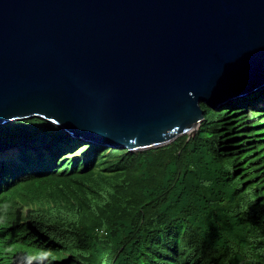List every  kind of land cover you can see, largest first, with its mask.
<instances>
[{
  "label": "trees",
  "instance_id": "16d2710c",
  "mask_svg": "<svg viewBox=\"0 0 264 264\" xmlns=\"http://www.w3.org/2000/svg\"><path fill=\"white\" fill-rule=\"evenodd\" d=\"M263 98L137 152L0 126V264H264Z\"/></svg>",
  "mask_w": 264,
  "mask_h": 264
},
{
  "label": "water",
  "instance_id": "95a60500",
  "mask_svg": "<svg viewBox=\"0 0 264 264\" xmlns=\"http://www.w3.org/2000/svg\"><path fill=\"white\" fill-rule=\"evenodd\" d=\"M264 88V0H0V126L130 152Z\"/></svg>",
  "mask_w": 264,
  "mask_h": 264
},
{
  "label": "rangeland",
  "instance_id": "374dc122",
  "mask_svg": "<svg viewBox=\"0 0 264 264\" xmlns=\"http://www.w3.org/2000/svg\"><path fill=\"white\" fill-rule=\"evenodd\" d=\"M230 103V102H229ZM260 103H264V98L260 101ZM226 105H223L222 107H225ZM0 153H3V154H14L15 153V150L14 149H10V150H6V151H0Z\"/></svg>",
  "mask_w": 264,
  "mask_h": 264
}]
</instances>
